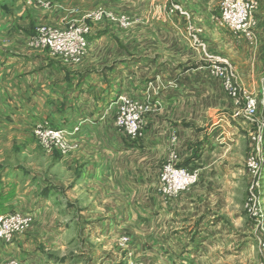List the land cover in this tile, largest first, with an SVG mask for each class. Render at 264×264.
<instances>
[{"label":"rangeland","instance_id":"rangeland-1","mask_svg":"<svg viewBox=\"0 0 264 264\" xmlns=\"http://www.w3.org/2000/svg\"><path fill=\"white\" fill-rule=\"evenodd\" d=\"M3 1L0 0V13L10 6ZM17 1L24 8L34 10L26 0ZM53 1V7L66 16L67 23L60 28L48 26L46 22L31 24L22 30L23 34L11 26L7 34L0 36V64L10 54L3 49H7L5 44L13 43L11 37L14 35L19 36V40L24 38L22 43L26 39L30 49L45 53L30 43L38 28L46 26L61 30L85 24L91 29L89 47L94 35L108 34L103 43L115 46V62L125 59L138 63L147 56L161 65L170 60L164 46L169 48L170 41L178 39L177 44L181 47L179 54H174L178 59L173 64L183 62L186 67L183 71L191 70V66L186 65L192 63L193 68L205 67L204 71L200 70L201 80L190 85L189 96L195 92L196 96L204 98L215 88L206 102L212 111L209 119L213 132L205 146V149L208 147L206 151L209 148L214 151L206 154L201 169L197 167L200 164L194 162L174 163L172 155L163 159L160 151L145 147V132L150 131L161 109L185 94L175 96L180 90L164 81L158 83L157 77L140 82L136 73L132 80L127 79L126 91L118 85L116 109L108 116L103 115V121H108L107 126L95 134L98 144L94 145V151L88 149L89 155L84 156L82 168H77L80 165L75 164L74 155L80 152L81 143L66 136L67 152L46 150L43 137L36 129L48 122L38 120L31 124L27 118L8 115L11 105L7 86L1 80L0 177L6 176L12 191L23 200L30 199L39 208L46 206V180L66 182L64 174L67 173L71 177L65 188L66 210L40 214L42 221H50V224L37 227L45 237L39 236L40 244L46 241L47 246L52 245L57 250L60 246L56 235L65 232L68 245L63 249L67 256L75 251L88 254L92 247V251L100 256V264L107 261L108 264H159L154 252L158 245L153 243L152 236L158 234L165 222H170V215L177 210L173 216L175 220L183 223L193 218L189 229L195 231L180 245L181 257L170 263L264 264V31L255 33L258 41L253 35L252 39L257 43L251 44L252 41L222 28L217 19L223 0ZM262 4L264 0L260 1L258 10ZM94 12L106 13L112 20L93 22L87 16ZM122 19L128 21L127 28L122 25ZM1 20L0 16V25ZM165 28L176 29L179 36L171 38L155 34L158 29ZM218 91L220 96L215 94ZM122 99L130 101L138 111L141 127L138 138L129 136L123 129L120 131L116 125ZM252 101L256 104L254 114L249 110ZM108 157L113 159L109 166L110 172L113 171V174L109 173V183L102 179L96 182L90 174L88 177L83 174L82 170L96 174L95 164L90 166L89 163L91 158L100 165ZM170 165L177 171L186 169L191 182L179 187L180 180H177L173 185L174 179L170 180L167 172ZM49 174L53 179H48ZM79 175L82 179L77 180ZM77 183H82V188L76 186ZM24 208L16 212L29 216L30 225L10 243L0 241V247H9L20 237L33 232L37 217ZM148 237L152 239L145 244L144 238ZM91 238L93 242H90ZM53 249L51 251L58 255ZM12 261L19 260L10 258L0 264ZM166 262L170 264L169 260Z\"/></svg>","mask_w":264,"mask_h":264},{"label":"crops","instance_id":"crops-1","mask_svg":"<svg viewBox=\"0 0 264 264\" xmlns=\"http://www.w3.org/2000/svg\"><path fill=\"white\" fill-rule=\"evenodd\" d=\"M3 2H7L10 6L8 10L6 7L4 12L1 11L0 13L2 18L0 36L1 33L7 34V29L10 30L11 26L20 29L19 32L23 34L22 30H25L31 24L46 22L48 26H58L60 28L67 23L66 16L57 7L46 11L34 8L32 11L21 6V3H17V0H5ZM157 31L158 33L155 34L160 37L163 34L171 36V38L172 36L175 38L179 36L178 31L173 28L158 29ZM258 31L261 33L264 31L263 4L255 12L251 23V32L256 41H258V35H256ZM94 36L88 53L82 62L76 66L67 64L62 59L53 58L47 52L34 51L28 47L26 39L22 43L21 40L24 38L19 40V36H12L13 43L5 44L4 48L7 47V49H3L8 50L10 54L0 64V81L2 80L1 82L7 86V89L5 86L4 89L8 92L11 105L8 115L27 118L26 121L31 124H36L38 120L39 122H48L51 127L65 131L67 136L73 138L76 142L79 141L81 150L74 155V161L76 165H80L77 168H82L81 163L84 156L88 157L89 155L87 153L88 149L90 148L92 152L94 145L98 144L95 134L107 126L108 121H103V115L108 116L116 109L115 101L118 96V91L116 92L118 85H122L121 89L126 91L127 87L125 85L129 84L127 79L132 80L136 73L140 82L145 79L153 80L157 77L158 83L164 81L170 84L171 87L180 90L175 96H179V93L185 95L183 98L179 96L176 101L161 109L159 117L150 126V131L147 132L146 130L145 132L144 146L153 147L156 151H160L163 159H168L172 155L171 158L174 163L194 162L196 165L200 164L197 167L202 169L204 167V157L214 151L211 148L206 151L208 147L205 149V146L211 140L213 132L209 119L212 111L206 102L211 99L212 94L210 92H214L215 88L207 92L204 98L196 96L195 92L192 93L193 96H189L190 91L188 89L190 85L201 80L200 70L204 71L205 67L197 66L198 68H193L192 63L186 65L191 66V70L183 71L186 68L183 62L177 65L173 64V61L178 59V57H176L177 59L174 58V54H179L178 39L171 40L168 45L169 48H165L167 45L164 46V50L170 55V60H166L160 65L154 62V58H147V56L139 59L138 63L126 62L125 59L115 62V46L103 43L109 35L99 33ZM247 40L252 41L251 44L257 43L253 39ZM18 44L21 46H18ZM207 44L209 47L210 44L208 42ZM188 46L191 48V45ZM150 47L153 49V46ZM18 49H21V51H16ZM155 51L157 50L155 49ZM215 94L220 96L219 91ZM110 146L113 149V145L110 144ZM111 160L108 157L98 165L91 158L89 163L90 166L95 164L96 174L93 175V173L85 172V170H82V172L86 177L90 174L96 182L102 179L109 183V180H111L109 173L113 174V171L110 172L109 170ZM103 166L106 167L105 173L102 171ZM64 175L66 176V182H62L61 179L58 182L46 180V187H44L47 194L46 206L40 208L36 207L30 199L23 200L16 191H12V184H10L9 179H6V176L0 177V218L8 213L22 210V207H25L27 213L37 217L33 232L26 234L25 237H20L9 247H0V261L13 258L24 264H100V256L92 251V247L88 254L75 251L73 255L67 256L63 249L64 245H68L65 241V232L56 235L58 242L56 243L60 246L57 250L53 249L52 245L47 246L46 241H44V245L40 244V238L44 237V234L37 227L39 224H50V221H42L40 214L44 212L48 215V211L50 213L59 212L66 210L68 207L65 188H67L68 181H71V177L68 173ZM47 177L53 179L50 174ZM79 179H82L80 175L77 177V180ZM81 184L77 183L76 186L80 185V188H82ZM89 207H91V204ZM176 211L174 210L170 215V222H165L159 229L158 234L152 236L153 239L152 237L144 238L145 244H149L148 242L152 239L153 243L158 245L154 252L159 259V264H167L166 261L168 260L170 263L171 260L180 258V245L195 231V229H189V226L193 224L191 222L193 218L190 221L179 223L173 217ZM157 220L159 221V219ZM56 224L59 225L58 222ZM78 225L76 223L77 227ZM50 236L55 240L53 235ZM92 240L93 238L90 239V242H93ZM36 241H38V244ZM52 249L59 254H54L51 251ZM102 264H108V261L102 262Z\"/></svg>","mask_w":264,"mask_h":264},{"label":"built area","instance_id":"built-area-1","mask_svg":"<svg viewBox=\"0 0 264 264\" xmlns=\"http://www.w3.org/2000/svg\"><path fill=\"white\" fill-rule=\"evenodd\" d=\"M29 6L38 9L50 10L53 8L52 0H26ZM261 0H223L221 4V14L218 20L220 26L239 38L252 39L251 23L255 12L259 8ZM87 18L93 22H101L104 19L112 20V17L106 13H91ZM124 27H128V21L122 19ZM91 29L85 25H71L68 29H56L51 27L38 28L35 37L30 46L39 48L48 52L51 57L62 59L70 65H79L86 55L89 47V35ZM255 102H250L249 110L255 113ZM119 118L117 127L120 131L128 133L131 137L141 136L140 118L136 107L127 99H122L120 104ZM38 134L43 137L46 150L59 149L61 152H67L69 149L66 141V133L55 129L49 123L38 125ZM42 131V132H41ZM168 175L174 179L172 184L179 181V187L189 184L192 178L186 169L177 171L170 165L167 169ZM173 184V185H174ZM31 223L29 216L14 212L8 216L0 218V241L10 243L16 235L22 233ZM7 264H23L19 261H12Z\"/></svg>","mask_w":264,"mask_h":264}]
</instances>
